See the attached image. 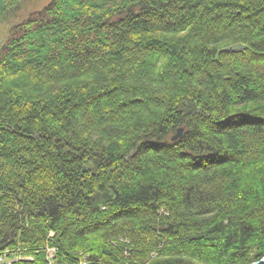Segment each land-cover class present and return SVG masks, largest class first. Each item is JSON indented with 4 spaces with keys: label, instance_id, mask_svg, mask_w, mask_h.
Segmentation results:
<instances>
[{
    "label": "trees",
    "instance_id": "16d2710c",
    "mask_svg": "<svg viewBox=\"0 0 264 264\" xmlns=\"http://www.w3.org/2000/svg\"><path fill=\"white\" fill-rule=\"evenodd\" d=\"M48 244L52 264L264 255V0H51L10 28L0 257Z\"/></svg>",
    "mask_w": 264,
    "mask_h": 264
},
{
    "label": "rangeland",
    "instance_id": "374dc122",
    "mask_svg": "<svg viewBox=\"0 0 264 264\" xmlns=\"http://www.w3.org/2000/svg\"><path fill=\"white\" fill-rule=\"evenodd\" d=\"M50 1L51 0H19L17 2H14L13 4L11 3V4L7 5V7L5 8V11L1 14V17H0V41L2 42L8 37L10 28H12L14 25L18 24L19 22L25 20L30 15V13L40 9L43 5L50 3ZM102 9H104V6H102ZM235 44H231V45H235ZM231 45L225 46L223 48V51L232 52L231 50H226V48L231 46ZM244 46H246V45H244ZM17 82H20V80H17ZM24 88H26V87L22 86L21 89H24ZM181 132H182V129H181ZM181 132H180V134H181ZM172 140H174V139H172ZM51 235H52V233H50V235L48 237H50ZM45 248H47L46 249L47 262H48V264H52L54 247H52L48 244V246L46 245ZM7 254L9 255L10 252H6L3 255H1L0 264H11L13 261L17 260L18 258H21L19 256L13 255V254H11V256L8 257ZM23 259L31 260V257H26ZM254 262H256V261H254ZM251 263H253V262H251ZM251 263H249V264H251ZM262 263H264V262H262ZM82 264H87V263L82 262ZM258 264H261V263H258Z\"/></svg>",
    "mask_w": 264,
    "mask_h": 264
},
{
    "label": "water",
    "instance_id": "95a60500",
    "mask_svg": "<svg viewBox=\"0 0 264 264\" xmlns=\"http://www.w3.org/2000/svg\"><path fill=\"white\" fill-rule=\"evenodd\" d=\"M244 48H245L244 45L238 43V44L231 45V46L227 47L226 50H231V51H235L236 50L237 51L239 49L241 50V49H244ZM180 132H181V128H178L176 134L174 136H172V139H175L177 136H179ZM262 262H264V256L259 261L253 262L251 264H258V263H262Z\"/></svg>",
    "mask_w": 264,
    "mask_h": 264
},
{
    "label": "bare ground",
    "instance_id": "6f19581e",
    "mask_svg": "<svg viewBox=\"0 0 264 264\" xmlns=\"http://www.w3.org/2000/svg\"><path fill=\"white\" fill-rule=\"evenodd\" d=\"M236 44H238V43H236ZM239 44H241V43H239ZM242 45H244V44H242ZM245 48H246V46H245ZM238 51H240V49L237 50V51H236V50H235V51H232V52H238ZM263 256H264V255H263ZM263 256H262V257H263ZM262 257H261V258H262ZM261 258H260V259H261ZM260 259H258L257 261H259ZM257 261H256V262H257ZM81 264H82V263H81Z\"/></svg>",
    "mask_w": 264,
    "mask_h": 264
}]
</instances>
